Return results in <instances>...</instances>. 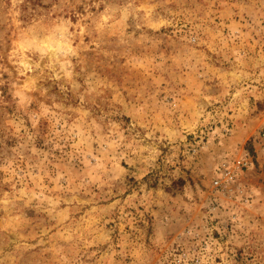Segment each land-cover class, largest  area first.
Listing matches in <instances>:
<instances>
[{
  "label": "rangeland",
  "instance_id": "374dc122",
  "mask_svg": "<svg viewBox=\"0 0 264 264\" xmlns=\"http://www.w3.org/2000/svg\"><path fill=\"white\" fill-rule=\"evenodd\" d=\"M0 264H264V0H0Z\"/></svg>",
  "mask_w": 264,
  "mask_h": 264
},
{
  "label": "built area",
  "instance_id": "2783aa9c",
  "mask_svg": "<svg viewBox=\"0 0 264 264\" xmlns=\"http://www.w3.org/2000/svg\"><path fill=\"white\" fill-rule=\"evenodd\" d=\"M248 161L247 160H243V161H239L238 166H240V168H243L245 166H248ZM235 171H232L228 164H224L221 168L220 171V176L217 177V179L214 182L215 187H220L224 184V182H230L231 178L233 177Z\"/></svg>",
  "mask_w": 264,
  "mask_h": 264
}]
</instances>
